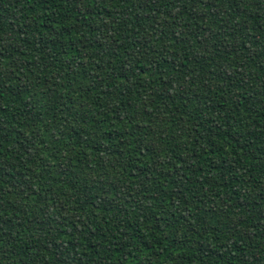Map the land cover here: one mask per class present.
Instances as JSON below:
<instances>
[{"label":"trees","instance_id":"obj_1","mask_svg":"<svg viewBox=\"0 0 264 264\" xmlns=\"http://www.w3.org/2000/svg\"><path fill=\"white\" fill-rule=\"evenodd\" d=\"M0 264H264V0H0Z\"/></svg>","mask_w":264,"mask_h":264}]
</instances>
